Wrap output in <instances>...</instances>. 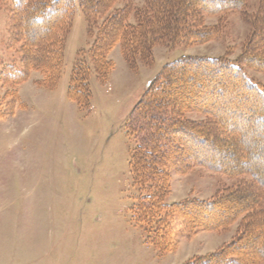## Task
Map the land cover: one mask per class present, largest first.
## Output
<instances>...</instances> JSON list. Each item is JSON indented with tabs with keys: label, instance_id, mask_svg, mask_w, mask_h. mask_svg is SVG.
Listing matches in <instances>:
<instances>
[{
	"label": "trees",
	"instance_id": "1",
	"mask_svg": "<svg viewBox=\"0 0 264 264\" xmlns=\"http://www.w3.org/2000/svg\"><path fill=\"white\" fill-rule=\"evenodd\" d=\"M118 1L0 0L8 11V41L19 45V59L1 63L0 82L16 84L36 70L42 75L38 85L55 88L78 8L92 40L87 51L78 53L66 94L87 108L91 71L107 82L114 68L109 53L116 44L131 67L138 59L150 64L155 45L173 49L217 39L222 25H207L205 17L240 11L252 31L237 62L227 56L185 55L166 64L143 93L126 125L134 142L129 167L137 221L160 252L174 251L179 236L225 229L239 220L230 240L182 264L264 263V84L238 64L264 72V0L250 15L247 0H144L139 6L130 1L116 6ZM186 78L195 90L183 88ZM201 86L206 89L195 97ZM5 94L10 105L0 108V118L19 103L13 89ZM192 110L204 118H187ZM196 146L204 152L195 154ZM194 165L248 179L211 199L166 203L170 171L185 172Z\"/></svg>",
	"mask_w": 264,
	"mask_h": 264
},
{
	"label": "rangeland",
	"instance_id": "2",
	"mask_svg": "<svg viewBox=\"0 0 264 264\" xmlns=\"http://www.w3.org/2000/svg\"><path fill=\"white\" fill-rule=\"evenodd\" d=\"M126 1L136 6L144 2L119 0L116 6ZM259 1L247 0L249 15L258 10ZM205 23L221 24V36L173 49L155 45L150 64L138 59L131 67L116 44L109 53L114 68L107 82L91 71L90 103L82 108L66 94L78 53L87 51L92 40L77 8L55 88L38 85L42 75L36 70L16 84L0 82L1 109L10 105L7 89L19 100L11 104V115L0 118V264H182L234 236L239 220L225 229L179 236L174 251L160 252L134 212L137 190L129 167L134 142L126 128L131 111L166 64L185 55L227 56L237 62L252 31L238 10L207 15ZM8 29V11L1 6L0 65L19 59V45L10 44ZM238 64L264 84V72ZM205 87L197 88L195 97ZM183 88L195 90L187 78ZM185 116L204 118L196 110ZM202 150L196 146L193 152ZM243 179L248 176L228 177L202 165L185 172L172 169L166 203L211 199Z\"/></svg>",
	"mask_w": 264,
	"mask_h": 264
}]
</instances>
